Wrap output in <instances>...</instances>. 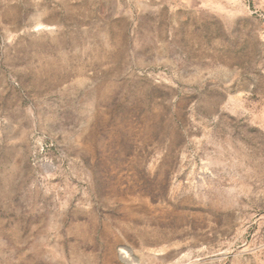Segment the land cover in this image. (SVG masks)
I'll use <instances>...</instances> for the list:
<instances>
[{"label":"rangeland","instance_id":"rangeland-1","mask_svg":"<svg viewBox=\"0 0 264 264\" xmlns=\"http://www.w3.org/2000/svg\"><path fill=\"white\" fill-rule=\"evenodd\" d=\"M0 264H264V0H0Z\"/></svg>","mask_w":264,"mask_h":264},{"label":"bare ground","instance_id":"bare-ground-1","mask_svg":"<svg viewBox=\"0 0 264 264\" xmlns=\"http://www.w3.org/2000/svg\"><path fill=\"white\" fill-rule=\"evenodd\" d=\"M125 250V249H124ZM125 252V251H124Z\"/></svg>","mask_w":264,"mask_h":264}]
</instances>
